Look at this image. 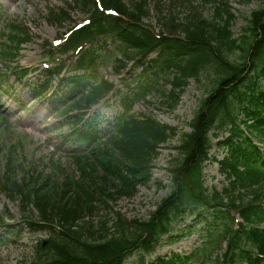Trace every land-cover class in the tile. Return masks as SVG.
Wrapping results in <instances>:
<instances>
[{
	"label": "trees",
	"instance_id": "1",
	"mask_svg": "<svg viewBox=\"0 0 264 264\" xmlns=\"http://www.w3.org/2000/svg\"><path fill=\"white\" fill-rule=\"evenodd\" d=\"M99 1L119 15H107L96 0H72L69 10L88 14L94 21L74 32L66 48L75 49L101 35L110 37L115 50L106 47L103 53L96 42L83 49L71 69L82 73L61 76V92L52 100L58 113L66 116L63 123L73 130L65 140L86 147L90 170L84 166L86 176L78 180L48 178L30 186L18 183L10 166L1 187L10 198H20L25 211L30 205L36 210L26 212V226L51 233L39 243L30 264H125L133 254L144 264V257L164 240L174 243L184 237L177 235L174 225L192 214L206 222L201 245L190 255L173 253L150 264H264V227H260L264 224V2L245 18L242 34L235 37L229 28L235 16L228 0H216L210 18L198 11L181 22L175 14L162 13L159 35L143 23L150 11L147 0ZM49 19L56 25L71 20L62 8L50 9ZM102 60L112 63L118 74L131 61L134 70L141 68L132 74L135 88L123 97L124 114L111 122L104 142L98 119L80 126L82 115H70L75 109L91 108L115 90L114 83L96 73ZM204 74L214 77L190 131L180 135L178 128L151 116L127 117L132 104L150 92L163 94L173 108L189 81ZM162 83L170 84L169 92L162 91ZM47 84H41L34 96L45 93ZM177 136L178 157L168 196L148 220L128 221L117 214L110 223L98 205L108 208L107 199L114 196L133 197L150 180L162 146ZM215 144L225 151L220 170L230 180L222 191H210L204 180L205 163ZM232 211L243 219L239 228H234Z\"/></svg>",
	"mask_w": 264,
	"mask_h": 264
},
{
	"label": "rangeland",
	"instance_id": "2",
	"mask_svg": "<svg viewBox=\"0 0 264 264\" xmlns=\"http://www.w3.org/2000/svg\"><path fill=\"white\" fill-rule=\"evenodd\" d=\"M71 0H0V218L5 224L19 226L24 223L26 212H31L20 198H9L1 188L2 180L9 166H12L14 176L32 186L39 180L59 179L64 181L78 178L79 162L75 159L71 148L62 146L60 135L68 127L54 129L58 115H50V108L41 99L31 98V88L34 84L46 78L45 68L54 65L53 61L64 59L55 55L52 59L47 55V44L53 43L61 32L64 33L71 24L56 26L49 20L50 9H66ZM231 13L235 19L231 23V31L235 36L240 35L245 25V17L254 8L263 4L264 0H254L244 4L239 0H228ZM216 0H147L149 13L143 18V23L158 33L161 31L163 14H175L179 21L186 22L193 13L202 12L210 18L214 12ZM163 13V14H162ZM71 20L83 21L84 16L79 11H71ZM6 17V19H3ZM21 26L28 34L20 46H16L18 33H13V26ZM112 46V45H111ZM110 46V47H111ZM4 50L11 53H4ZM59 59V60H58ZM53 63V64H52ZM99 75L121 86V78L115 73L110 64L105 62L99 69ZM213 75L204 74L199 80H191L180 96L179 102L169 108L163 94H151L147 101L137 102L133 107L136 115H150L161 123L175 126L180 132L190 130L189 123L193 119L201 100L209 91ZM57 84L56 79L53 81ZM169 90V87H166ZM164 90L165 87H162ZM120 102L111 96L105 104L95 106L91 114L101 112L105 118L120 110ZM105 122V119L103 120ZM105 125V124H103ZM177 138L164 145L160 156L154 162L152 179L139 189L132 198L122 197L112 202L115 211L129 220L148 219L161 200L171 191V168L178 151L174 148ZM225 151L214 148L212 156L222 159ZM205 180L207 186L223 189L229 180L219 171V164L212 159L205 165ZM53 180L51 183H55ZM113 213V211H110ZM198 221L195 216L188 217L178 228L193 226ZM0 264H28L37 242L48 238L47 232H34L25 228L20 236H15L12 230L2 229L0 224ZM177 227V226H176ZM205 222L199 221L194 233L173 246L163 245L156 249L153 255H170L175 251L188 255L199 246V235H204ZM180 230V229H178ZM193 231V230H192ZM6 241V242H5ZM136 261V257L127 260V264Z\"/></svg>",
	"mask_w": 264,
	"mask_h": 264
}]
</instances>
